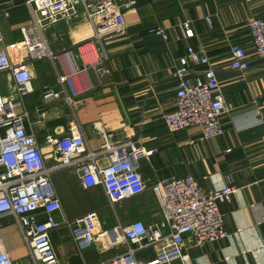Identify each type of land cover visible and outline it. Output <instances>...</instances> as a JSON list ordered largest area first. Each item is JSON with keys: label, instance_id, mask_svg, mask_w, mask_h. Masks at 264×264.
Wrapping results in <instances>:
<instances>
[{"label": "crops", "instance_id": "1", "mask_svg": "<svg viewBox=\"0 0 264 264\" xmlns=\"http://www.w3.org/2000/svg\"><path fill=\"white\" fill-rule=\"evenodd\" d=\"M134 2L124 10L125 30L107 39L109 58L103 75L80 54L93 47V27L84 12L50 28L47 39L55 59L32 60L21 33V28L32 21L27 0H0V47L6 48L12 62L27 61L33 77L34 91L24 98L30 113L25 124L36 135L48 166L56 163L48 138L68 134L75 124L81 125L89 148L100 149L103 139L94 126L97 123L113 133L115 143L141 138L147 150H156L141 161L140 172L147 186L191 174L203 190L209 191L223 186L230 176L234 192L228 202L219 205L228 236L203 246L195 245L187 236L186 252L192 264H264V60L256 55L246 27L252 18H264V0ZM152 27L165 28L170 39L149 34ZM233 45L244 47L249 55L250 67L245 72L230 67ZM189 46L209 57L228 107L222 117L224 133L215 139L203 138L199 127L170 130L163 120L175 107L177 79L173 73ZM64 74L73 75L77 90L73 104L62 95L45 104L44 90L62 91L58 78ZM0 87L2 96L18 97L10 71L0 72ZM43 111L45 116H41ZM226 149L232 151H219ZM107 162L106 158L101 160L104 165ZM53 178L63 210L55 213L61 226L51 231V239L61 264H100L125 249L111 248L102 238L79 246L64 223L66 217L73 219L96 210L101 229L125 225L131 217L146 223L158 219L152 220L155 214L149 217L137 202L148 198L157 202L151 190L114 209L101 187L82 186L76 169L61 168L54 171ZM0 232L15 263L31 264L29 248L16 221L3 220ZM157 250V246L151 248L140 257L152 258Z\"/></svg>", "mask_w": 264, "mask_h": 264}, {"label": "built area", "instance_id": "2", "mask_svg": "<svg viewBox=\"0 0 264 264\" xmlns=\"http://www.w3.org/2000/svg\"><path fill=\"white\" fill-rule=\"evenodd\" d=\"M134 3V0H27L32 21L21 28L26 51L32 60L55 59L57 55L47 39L50 28L64 18L84 12L93 27L90 39L93 47L80 54L88 65H96L104 75L107 69L104 63L109 58L107 39L125 30L124 10ZM206 20L213 28L211 19L207 17ZM246 27L256 55L264 60V18H252ZM148 32L165 41L170 39L163 27H152ZM230 67L239 72L249 69V55L244 47H231ZM2 71L11 72L18 97L2 96L0 87V227L3 220L12 218L16 221L29 248L31 264H61L51 239V231L61 226L55 213L63 210L53 173L65 167L78 171L84 188L101 187L111 208L115 209L125 200L148 190L154 193L158 202L160 215L151 223L139 219L101 229L96 210L73 219L65 218L64 223L79 246L90 245L102 238L111 248L125 247L124 251L100 264H173L176 260L192 264L186 252L187 236L197 246L228 236L219 205L228 202L234 192L230 176L223 186L209 191L203 190L191 174L173 176L147 186L140 172L141 161L156 150H147L141 138L115 143L113 133L97 123L94 126L103 139L100 149H90L81 125L75 124L68 134L48 138L56 160L53 166H48L36 135L25 124L30 113L24 98L34 91L29 63L12 62L2 46ZM173 75L177 79L175 107L164 114L165 125L174 131L199 127L205 139L220 137L224 133L222 117L228 107L219 75L209 57L189 46L187 53L179 58ZM58 79L64 89L55 92L47 87L44 103L62 95L68 104H73L77 95L73 75H60ZM45 115L46 112H41V116ZM261 123L264 126V118ZM219 151L228 153L232 149ZM103 158L108 160L105 165L101 163ZM156 246L158 250L152 258L140 257L141 253ZM0 264H16L5 248L1 232Z\"/></svg>", "mask_w": 264, "mask_h": 264}, {"label": "rangeland", "instance_id": "3", "mask_svg": "<svg viewBox=\"0 0 264 264\" xmlns=\"http://www.w3.org/2000/svg\"><path fill=\"white\" fill-rule=\"evenodd\" d=\"M137 202H139L140 205H142L146 210L145 212H147L149 214V217H152L153 214H155L152 218V220L156 219L157 217H159V209H158V205L157 202L154 199H146V200H137ZM121 220H123L125 218V216H120ZM127 219V218H126ZM131 221L134 220H139L140 218H136L134 219L133 217H131ZM125 220V219H124ZM142 220V219H140ZM144 221V220H143Z\"/></svg>", "mask_w": 264, "mask_h": 264}]
</instances>
